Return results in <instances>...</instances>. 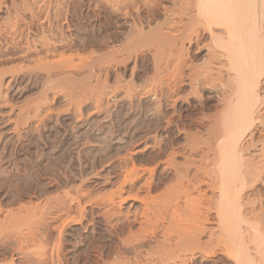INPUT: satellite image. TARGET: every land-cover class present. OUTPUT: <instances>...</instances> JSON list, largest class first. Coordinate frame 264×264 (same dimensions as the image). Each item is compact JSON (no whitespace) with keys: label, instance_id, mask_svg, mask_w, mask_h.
I'll use <instances>...</instances> for the list:
<instances>
[{"label":"rangeland","instance_id":"obj_1","mask_svg":"<svg viewBox=\"0 0 264 264\" xmlns=\"http://www.w3.org/2000/svg\"><path fill=\"white\" fill-rule=\"evenodd\" d=\"M196 2L0 0V264H38L44 252L49 256L50 264L51 253L54 261L57 260L55 255L59 254L61 264H122L126 260L150 264L149 254L160 257L168 253L163 238L164 227L168 225V207L159 210H162L164 221L161 217V220L154 219L158 212L151 211L150 216L153 215L152 219L158 221L161 228L154 233L140 232L142 237L136 242L134 236H140V222H134V217L138 214L140 219L139 212L145 204L128 198L120 203L118 196L135 195V189L143 181L122 185L127 173L124 172L127 171L126 162L129 168L134 163L139 169H156L155 187L150 195L143 189L140 196H144L149 205L167 201L168 188L177 179L163 168V161L168 157V114L184 115L182 129L189 134V137H175L179 134L173 129L175 138L171 136V140L176 163L185 166V162L193 160V171L194 166L206 167L213 159L209 156L204 162L202 149L192 156L189 148V142L197 140L198 133L202 132L200 114L203 111L214 113L221 104L218 103L221 95L215 73L217 66L210 54L214 51L213 41L201 30V50L197 46L179 45L169 54L166 50L161 51L165 48L157 53L158 49L151 44V39L156 37L151 30L161 22L182 20L185 23L193 17L191 22L197 25ZM259 2V9L264 13V0ZM115 6L116 9L120 7V13L116 12ZM110 20L112 22L107 25ZM133 27L142 29L147 36L142 40L144 44L140 41L137 47L129 49L128 38ZM168 31L165 29L166 33ZM146 40H150V45ZM125 44L127 50L122 49ZM118 49L120 52H116ZM114 52L118 54L115 56ZM146 86L156 93L149 92ZM142 89L148 90L150 95L146 96L147 92ZM261 89L264 93V85ZM201 104L206 106L203 111ZM156 125H159V131H154ZM258 125L254 129L255 141L264 139L263 128ZM192 135L196 136L193 138ZM155 139L161 141V147L153 146ZM245 142L243 146L247 147L251 141ZM161 150L165 156L155 158ZM244 155L250 157L247 152ZM257 155L254 162H262L264 157ZM146 175L144 180L150 177ZM199 177L203 180L198 186L194 182L199 191H193V196L205 191L207 197L213 199L212 206V201H218L219 192L212 193L205 184L204 175ZM248 198L255 203L242 208V213L263 235L264 218L257 221L255 218L257 212H264V184L242 195L243 201L247 202ZM206 205L204 200L201 207H205L202 208L205 214L208 212ZM212 210L207 214L208 222L204 227L215 232V241H209L207 230L201 237V242L208 241L204 242L207 247H203V243L201 246L209 256L204 259L205 254L198 253V259L186 264H236L239 257L232 252L234 249L245 252L243 257L247 264H264V241L259 254L258 238L252 237L256 233H252L255 228L251 223L242 224V233L246 235L241 236H244L243 242L239 239L240 232L236 233L238 229H234L236 220L230 216L233 222L228 218V225L233 224L234 238L231 231L230 236L227 232L224 234L227 231L224 228H221L224 231L221 236L215 205ZM68 213L71 219H78L83 214L85 218L79 220L81 223L78 220L69 222ZM160 215L163 216L160 213L157 217ZM125 217L134 223L116 236L113 230L121 220L126 221ZM136 232L138 234L134 235ZM131 241L135 245L134 242L131 245ZM225 244L229 250L233 248L231 255L229 251L228 254L223 251Z\"/></svg>","mask_w":264,"mask_h":264},{"label":"bare ground","instance_id":"obj_2","mask_svg":"<svg viewBox=\"0 0 264 264\" xmlns=\"http://www.w3.org/2000/svg\"><path fill=\"white\" fill-rule=\"evenodd\" d=\"M259 3H260L259 0H197V2L195 4L196 10H197L196 19L198 20V22H196V23H198L197 25H195V24H193V22H191V20L193 18L192 17L191 20L188 19L190 22L187 21V22L183 23L182 20H179L177 22L172 21V20H170V21L168 20V23L167 22L166 23L161 22V24H158V25L156 24L157 26H155L154 29L151 28L152 29L151 33L154 35L156 34V37L154 36V38L151 39V40H153V42H151V44L153 46L154 45L156 46V48L158 49L157 53H159L158 51H160V49L165 48L161 51L166 50L169 54L172 52V49H178L179 45H181V47H185L186 45H188L189 48L190 47L192 48L193 46H197L198 50H201L202 38H201L200 31L202 30L205 33L209 34L211 40L213 41L212 44L214 45V51L210 50L211 52L210 51L209 52L211 54V60H213L216 63L215 66H217V68L215 67V69H216L215 73L218 76L217 80L219 81L218 86L220 88L219 93L221 95L220 96L221 99L218 101V103H221V104L218 105V108L217 107L215 108L216 111H214V113L213 112H211V113L204 112L203 110L206 108V106H205V104H201V108H202L203 112L200 114L199 117H200V121H201L200 124L202 126V132L198 133V136H197L198 139L197 140L195 139V140H191V142H189V143H191V144H189V148H190V152H191L192 156L194 154H197L199 149H202L200 152H201V159L203 161L208 159L209 156H211V157L213 156V159H212V161H210V164L207 162V166L206 167L203 166V167H205V169H203V167H200L202 165H200V166L196 165L193 167V171H192V166L195 164V162H193V160H192V162H190L191 161L190 159H189V162H185L186 163L185 166L184 165L182 166V165H179V163L178 164L176 163L175 153L173 151L174 149L172 146L173 140H171V136L173 137V135L175 134L173 129L175 128L176 129L175 132L179 134L178 136L176 135L175 137H179L180 135H188V137H189V134L186 132L185 128L182 129V125H183L182 121H183V119H185L184 115L181 116V115H177V114H172V115L168 114V157L166 156L165 161H163L165 164L164 165L165 167L163 166V168H165L164 170L168 169V174H170V173L174 174V176L177 179H176L175 183H173V185L170 188H168V199L166 202H154L153 204H151L152 205L151 206L148 204L149 201H145V199L143 198L144 196L143 197L140 196V192L143 189H146L147 193H149V195H150L151 190L155 187V184L153 182V177H154V173H156V169L147 170V169H143V167H142V169L141 168L139 169V168H137V166H135L134 163H132L133 164L132 167L130 165L131 168H129V167H126L127 164H126V162H124L125 168L127 170V171H125L124 167L122 166L124 172H127L125 174V177L122 175L125 178V182H124V180H122L124 182V183H122L123 186H124V184H126L128 182H132L133 184L136 182H139L140 179H142L144 181V182L143 181L141 182L142 184L139 183L140 184L139 186L137 185L138 187L135 189L136 190L135 195L130 196V197H126V198L122 197L121 195L118 196L120 199V201H119L120 203L126 202L125 200L129 199V200H133V201H141V203L143 202V204H145L144 208L142 209V212H139L140 213V215H139L140 219H138V214L136 216L134 215L135 216L134 222H136L137 220H138V222H140V225L137 222V224L140 226L138 228L139 229V235H140V232H142V234L143 233L146 234V232H151V233H154L155 231L157 232V230L160 229L161 227H158V224H159L158 221H157L158 222V224H157V222H155L156 220L152 219L153 217H151V216H153V215L150 216L151 211L154 210L152 213L157 211L158 214L161 213L163 215L162 210H161V212L159 211L160 208H167L168 207V225L164 227L165 231H163L164 232L163 233L164 242H165V244L168 245V249H167L168 253L165 252L167 254H162L160 257L157 256L156 254H153V255L149 254V256L147 255L148 260H150V262H151L150 264H176V263L177 264H179V263L180 264L181 263L186 264V262H189L190 260L197 258V256H198L197 254L202 253L204 251L202 248L204 246H206L207 244L205 245V243L208 242L206 240H205L206 242L204 241L205 243L203 241L201 242V240H202L201 237L204 234L208 233L207 237H209L208 239H209V241H211V243L215 239V237H214L215 232L212 229L211 230L209 229V231H208L206 226L204 227V225H206V222H208V215L207 214H209V212L212 210V206H214V205H215V209H216L215 210L216 214L218 215L217 219H218L219 223L221 224L220 225L218 223V226H220V229L224 228L225 230H227L224 232L223 231L224 229L223 230L221 229L222 230L221 236H223V232H224V234L227 232L226 235L229 234V231H231L230 233H232V232L234 233L235 231H232V230L237 228L238 230H236V233H237V231L240 232V234L238 233L239 239H240L241 236L244 234V233H242V231L244 230V229L242 230V224L244 223V225H247V224L251 223L245 217L246 214L244 215L242 213V208H244L246 206H250L251 202H253V201H251L250 198H248L249 200L247 202L243 201L244 199L242 200V195L249 190H253L259 184H261V185H262V183L264 184V160H263L264 158H262V157H264V139L260 140L258 137L259 140L255 141L257 139V137H256V139L254 137V129H255V127H257L258 124H260L258 126H262L263 131H264V93L261 92V90H262L261 85H264V84H262L264 82V48H263L264 47V32L262 31V30H264L263 29V27H264V25H263L264 13H262V11L259 9ZM111 5H113V4H111ZM188 6H190V5H188ZM111 8H114V7H111ZM115 9H116V6H115ZM120 11H121L120 7L118 6L116 9V12L120 13ZM181 11H182V9H181ZM259 11H261V12H259ZM129 12H131V11H129ZM167 12L170 15V12L169 11H167ZM183 12L184 11H182V13ZM126 15H129V13ZM181 17H183V16H181ZM181 17H180V19H181ZM111 22L112 21L110 20V22H108L107 25H109ZM188 22H189V24H186ZM194 22H195V20H194ZM165 29H169L170 33H169V31H168V33H166ZM141 30H138V28L135 29L133 27V31H131L132 33L130 32V34H129L130 36L128 35L129 36V38H128L129 44L128 45L125 44V46L122 45L124 47V48H122L123 50H127V46L129 49L131 47H137V44L140 41H141V43L144 44V42H142V40L147 35L144 34V32H142ZM173 31H174V34H173ZM171 33L173 35L169 36V34H171ZM149 41L146 40V42H149ZM146 42H145V44H146ZM126 43H127V41H126ZM141 43H140V45H141ZM148 44L150 45V42ZM148 44H146V45L148 46ZM156 48L154 50H156ZM122 49H121V51H122ZM118 50L116 52H120V50L119 51ZM186 52L188 53L189 50L187 49ZM114 54H115V52H114ZM117 54L118 53H116L115 56ZM214 62H213V64H214ZM210 65H212V63ZM157 66H155V67H157ZM1 80H2V78H1ZM206 82H207V80H206ZM144 89L146 90V88H144ZM147 89H148V87H147ZM145 90L143 91V89H142L141 91L144 93L147 92V94H145L147 96L149 94V92L152 90V88H151V90L148 89L149 92H148V90L145 92ZM153 91H154V89H153ZM153 91H151V92H153ZM144 93H142L141 95L144 96ZM155 93H156V91L153 92V94H155ZM160 106H162V105H160ZM219 106H220V109H219ZM221 106H222V108H221ZM157 107H159V106H157ZM11 110L12 109H10V112L12 113ZM156 111H157V108H156ZM11 113L10 114L8 113V114L11 115ZM157 115H161V114H157ZM35 116H36V114H35ZM155 117H156V115H155ZM157 117L160 118V116H157ZM9 118L11 119V117H9ZM159 118H158V120H159ZM5 124H7V123H5ZM155 129L156 130H154V131H157V130L159 131V129H160L159 125H156ZM260 135H262V134H260ZM175 137H173L172 139H174ZM192 137H193V135H192ZM263 138H264V136H263ZM246 140H250L251 142L248 145H246L247 147H244L243 145H244V143H246L245 142ZM160 145H162L161 141H158V139H155V141L153 142V146L161 147ZM150 147H152V146L150 145ZM152 148H154V147H152ZM203 148L206 150H204ZM244 152H247V154L249 153L250 157L246 158L244 155ZM257 154H261V156H262L261 158L263 160L262 162L255 163L256 160L254 159V157ZM162 156H165V153L161 150L157 154V157H155V158H161ZM257 157H260V156L257 155ZM194 160H196V159L194 158ZM208 167H210V169ZM146 174L150 175V177H147V178L145 177L146 179L144 180L143 178H144V175H146ZM200 174L204 175V178H205L204 180H206L205 184L208 186L209 190L212 193H214L216 191L219 192L218 197H217L218 201L216 203L214 201H212L213 202L212 206L210 205V202L213 199H211L210 197H207V193H205V191L203 194L201 193L197 196H193V191L199 189V187H194L195 186V185H193L194 182H196V185L198 186L200 184L199 182L203 180V179L199 180ZM201 178H202V176H201ZM136 184H138V183H136ZM119 188L121 189L122 187L119 186ZM120 189H119V191L121 192V190H123V188L121 190ZM68 196H70V195L68 194ZM71 197L73 198V196H71ZM68 198L70 199V197H68ZM110 198H112V197H110ZM253 199L255 200V198H253ZM112 200L115 201L113 198H112ZM204 200L206 201V204H207L206 206H208L206 209L208 211L207 214H205L204 211L202 210V208L204 209L205 207H201V204H203ZM109 202H112V201L109 200ZM145 202H147V204ZM253 203H255V201ZM112 204H114V203H112ZM64 207H65V205L63 206V208ZM70 210H68V211H70ZM213 211H214V209L212 210V212ZM83 213H85V212L83 211ZM137 213H138V211H137ZM108 214H109V212H108ZM111 214H112V212H111ZM155 214H154V216H155ZM68 215H69V213H68ZM83 215L80 216L81 218L78 216L80 219L79 218L74 219L75 217H73L71 219L72 216L69 215L71 221L70 220H68V221L69 222L74 221V223H76L75 220H78V222H80L85 218V215H84V217H82ZM105 215H107V212ZM128 215H130V214H128ZM157 215L154 217V219L155 218L160 219L159 217L165 218L164 215L163 216L160 215L158 217H157ZM254 215H255V213H254ZM263 215H264V212L263 213L261 212L259 214L257 212V217L255 218V221H257L258 219H261L262 217L264 218ZM109 217L111 219L110 215H109ZM229 217L232 219L235 218L234 221L236 220V222L233 223V224H235L234 229L232 227L233 224H229L230 226L228 225V218ZM125 218H123V219L125 220ZM163 218H162V220H163ZM107 219H106V221L110 220V219H108V220ZM104 220H105V218H104ZM118 220H120V219H117V222H119ZM66 221L67 220H65V222ZM121 221L123 222V220H121ZM110 222H108V223H110ZM122 222L120 223L119 226H117L115 224L117 227L111 225L112 227H115L113 230L114 231L113 234H115L116 236H119V234L123 233L127 228L132 227V225L134 223L131 220H129L128 218H126L125 222H123V223ZM230 222H233V221L231 220ZM88 223H90V222H88ZM63 224L65 225V223H63ZM67 224H69V223L68 222L66 223V227H67ZM110 224H107V225H110ZM251 225H252V223H251ZM250 227L251 226H249L248 229H250ZM253 227L254 226L252 225V228ZM63 228H64V226H63ZM164 228H163V230H164ZM111 229H113V228H111ZM61 230H63V229H61ZM206 230H207V233H206ZM255 230H256V228H255ZM258 230H256V232H254V231L252 232V233H256L255 235H252V237L255 236L256 239L258 238V242H256V245L258 244L257 249H258V252L260 254V253H262L261 247H262V243L264 241V236H263L264 234L260 235ZM257 231H258V233H257ZM233 233H232V238H234ZM133 234L137 235L138 233L136 232ZM131 236H132V234H131ZM221 236H220V239L222 240L223 237H221ZM228 236H230V235H228ZM132 237H131V239H132ZM138 237H142V235L137 236V237L134 236V238H136L135 239L136 242L138 241V239H137ZM243 238H244V236H243ZM243 238H241V239L243 240ZM256 239H254V241ZM216 241H217V239H216ZM239 241H241V240H239ZM131 242L132 243H130V242L129 243L132 245L134 241H131ZM232 242H234V241H232ZM243 242H244V240H243ZM201 243H203L204 245H202ZM229 243H230V241H229ZM229 243L227 245L231 246L232 244L230 245ZM134 245H135V242H134ZM217 246H218V244H217ZM228 246H226V244H225V250L223 249V251H225L227 254H228L227 251L230 252L231 249L233 250L232 247L229 250L230 247H228ZM226 247H228V249H226ZM238 248H240V247H238ZM220 249H221V247H220ZM212 252H214V251H212ZM212 252H211V254H212ZM216 252L218 253V251H216ZM232 252L233 253L235 252L236 255L239 257L238 263L236 261V264H245V263L247 264L248 263L247 261H245L247 259H244V257H243V253L245 254V252H243L241 249H234ZM209 253H210V251H209ZM229 254L231 255L232 253L230 252ZM57 255L59 257V254H57ZM57 255H55V259L57 258V260H55V261L57 262V264H61L62 262L58 259ZM87 255H89V254H87ZM51 256H52L51 257V264H56L55 261L53 260L54 258H53L52 253H51ZM208 256L209 255L205 254L203 257L205 259ZM40 257H41L39 259L40 262L39 263L37 262L38 264H50L49 258H48L49 256H47L46 252H44L43 254L41 253ZM234 257H235V255H234ZM145 258H147V257H145ZM200 259H203V258L201 257ZM139 260H140V257H139ZM140 261H142V260H140ZM137 262H136V260H135V262L126 260V261H124V263L122 262V264H138ZM190 263H191V261H190ZM140 264H143V263L140 262Z\"/></svg>","mask_w":264,"mask_h":264}]
</instances>
